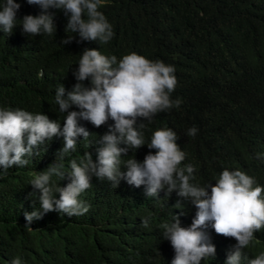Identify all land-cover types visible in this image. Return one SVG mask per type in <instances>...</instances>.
I'll return each mask as SVG.
<instances>
[{
	"label": "trees",
	"instance_id": "trees-1",
	"mask_svg": "<svg viewBox=\"0 0 264 264\" xmlns=\"http://www.w3.org/2000/svg\"><path fill=\"white\" fill-rule=\"evenodd\" d=\"M15 2L21 5L17 27L11 35L0 31V107L44 113L60 120L62 128L65 114L55 103V92L63 84L66 95L77 82L72 73L80 54L97 49L119 59L135 52L174 66L178 83L171 99L182 101L178 108L155 114L150 123L144 121L145 140L157 129L173 130L185 153L181 166L194 167V184H215L228 169L241 170L264 187V0H102L99 11L114 32L104 45L65 33L67 17L57 9H49L55 13L56 33L26 36L19 20L39 15L41 9L27 0ZM66 36L74 39L62 45ZM83 83L90 86L89 81ZM78 123L92 135L88 141L77 138L76 151L63 161L65 172L70 171L69 161L79 163L85 152L96 160L92 145L114 122L99 128L82 119ZM192 127L197 134L188 136ZM62 147V137H53L40 146L39 155L26 157L28 165L0 175V264L16 256L22 264H171L174 249L160 225L172 222L175 215L182 227H188L196 213L191 201L175 192L161 190L147 197L144 185L137 188L121 180L114 188L110 181L93 176L92 186L79 197L90 206L86 214L48 212L25 227L24 213L40 206L39 190L29 183L55 159L60 162ZM149 151L146 145L130 150L121 157V170L123 161L142 162ZM52 181L61 187L69 183L56 176ZM177 201L181 207L175 206ZM149 214L144 228L141 219ZM203 230L216 254L201 264H225L236 241L216 234L210 224ZM242 252L241 264L264 252V228Z\"/></svg>",
	"mask_w": 264,
	"mask_h": 264
},
{
	"label": "clouds",
	"instance_id": "clouds-1",
	"mask_svg": "<svg viewBox=\"0 0 264 264\" xmlns=\"http://www.w3.org/2000/svg\"><path fill=\"white\" fill-rule=\"evenodd\" d=\"M37 5L39 15H25L20 19L26 36L52 35L56 33L54 12L62 10L67 17L65 33L78 35L81 41H95L99 45L109 43L114 32L106 16L99 11L102 0H27ZM21 5L15 0H4L0 4V31L11 35L17 27V12ZM74 36H66L62 45L70 44ZM175 68L161 60H150L135 52L117 56H106L97 49H85L80 54L78 68L72 73L77 81L65 95L61 84L55 92V103L64 113L63 127L60 120H50L44 113H32L20 108L0 107V175H6L13 167H24L29 159L39 155V149L53 137H62L63 147L56 159L46 169L34 175L29 185L39 190V208L25 212V227L34 220L42 219L48 212L63 213L68 217L81 216L89 211V205L79 199L89 189L92 177L107 180L114 188L121 180L128 185L145 186L147 197L157 196L165 190L168 195L175 192L178 197L191 201L196 213L188 227H182L178 216L173 215L170 223H162V236L174 249L171 264H201L205 258L216 254L203 230L209 224L215 233L236 241L228 252L225 264H241L243 249L254 240V234L264 228V187L241 170L225 169L215 184L200 186L191 181L194 167L181 166L185 153L177 144L176 133L169 129L155 130L146 141L144 121L151 122L155 114L179 107L182 101L171 99L178 83ZM89 81L90 86L83 82ZM75 106L78 111H69ZM85 120L94 127H101L109 120L108 131L92 146L96 160L88 151L77 163L70 160V171L65 172V157L77 149V138L88 141L92 135L78 121ZM140 120V123L137 121ZM198 129L189 128L188 136H195ZM119 145H124L120 147ZM147 146L150 150L143 161L135 158L122 161L132 149ZM155 150L154 154L151 150ZM260 157V154H257ZM69 180L66 186L52 181ZM210 189V191H209ZM59 194V198H56ZM30 195H35V192ZM176 207H181L177 201ZM151 219L142 218L141 226L147 228ZM8 264H22L19 256ZM247 264H264V252L259 253Z\"/></svg>",
	"mask_w": 264,
	"mask_h": 264
}]
</instances>
